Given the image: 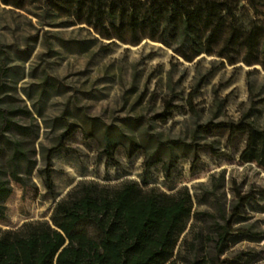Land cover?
Segmentation results:
<instances>
[{
  "label": "rangeland",
  "instance_id": "obj_1",
  "mask_svg": "<svg viewBox=\"0 0 264 264\" xmlns=\"http://www.w3.org/2000/svg\"><path fill=\"white\" fill-rule=\"evenodd\" d=\"M236 15L246 26L252 11L243 2ZM0 44L7 68L0 106L13 111L22 128L7 135L21 139L34 162L29 173L21 166L23 183L10 180L1 229L49 220L54 204L81 181L108 186L133 181L165 193L184 187L194 211L212 213L218 203L229 209L236 187L253 197L243 207L244 219L234 224L243 234L223 256L227 264H264V166L239 159L243 134L195 132L207 121L243 120L264 129L260 65H247L242 51L230 58L202 53L188 62L160 42L106 39L28 0L22 8L0 0ZM67 125L73 134L60 137ZM106 127L116 143L112 160L103 151ZM120 133L136 145L129 149ZM157 139L183 143L157 149ZM59 141L51 157L50 193L40 173L42 155ZM154 151L147 168V154ZM189 223L208 224L193 218Z\"/></svg>",
  "mask_w": 264,
  "mask_h": 264
},
{
  "label": "trees",
  "instance_id": "obj_2",
  "mask_svg": "<svg viewBox=\"0 0 264 264\" xmlns=\"http://www.w3.org/2000/svg\"><path fill=\"white\" fill-rule=\"evenodd\" d=\"M28 1L57 17L70 18L72 24L84 23L106 39L136 44L147 37L188 62L202 53L230 58L242 51L247 65L264 69V0ZM1 2L22 8L26 0ZM243 2L252 11L246 26L236 15ZM0 55L6 56L1 44ZM6 73L0 59V88ZM20 129L13 111L0 106V219L5 216L2 202L11 191L10 180L23 183L21 166L29 173L34 164L22 140L7 135ZM110 132L109 127L102 130L107 160L113 159L116 145ZM195 132L243 134L245 145L239 159L264 166V129L251 122L207 121L198 124ZM72 134L67 125L60 137ZM119 137L128 140L129 149L136 145L124 134ZM156 143L157 149L170 150L183 142L157 139ZM61 146L59 141L42 155L40 173L50 193L54 189L51 157ZM155 155L156 151L147 154V168ZM252 197L251 192L242 193L235 187L229 209L218 203L215 213L198 212L184 187L165 193L143 189L133 181L114 186L81 181L54 204L49 220L0 228V264H227L223 255L229 243L244 232L234 224L244 219L243 207ZM191 218L208 224L196 227L189 223Z\"/></svg>",
  "mask_w": 264,
  "mask_h": 264
}]
</instances>
